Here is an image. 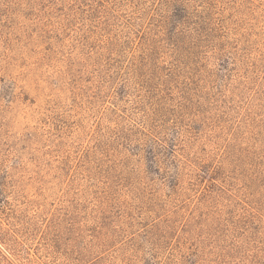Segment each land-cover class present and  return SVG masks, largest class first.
I'll return each instance as SVG.
<instances>
[{
  "label": "rangeland",
  "instance_id": "obj_1",
  "mask_svg": "<svg viewBox=\"0 0 264 264\" xmlns=\"http://www.w3.org/2000/svg\"><path fill=\"white\" fill-rule=\"evenodd\" d=\"M0 264H264V0H0Z\"/></svg>",
  "mask_w": 264,
  "mask_h": 264
}]
</instances>
